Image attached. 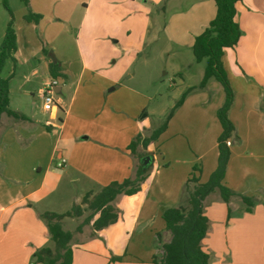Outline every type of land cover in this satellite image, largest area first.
Listing matches in <instances>:
<instances>
[{"label":"crops","instance_id":"obj_1","mask_svg":"<svg viewBox=\"0 0 264 264\" xmlns=\"http://www.w3.org/2000/svg\"><path fill=\"white\" fill-rule=\"evenodd\" d=\"M29 3L41 18L38 22L26 20L29 9L24 3L19 6V14L14 11L17 50L14 59L6 61V76L2 75L10 77V108L24 116L3 113L0 122V264H34L37 249L54 247L42 217L44 212L67 211L74 203H80L86 192L96 193L113 181L122 182L133 176L138 164L142 165V157L148 154L153 159L144 169L147 177L140 190L131 195L120 194L114 200L119 209L117 221L83 240L75 239L74 234L72 264H155V257L159 261L163 245L171 239L163 211L185 203L182 195L187 189L188 197L193 183L188 179L193 175L199 182L208 180L217 166L222 127L220 132L197 131L200 125L192 115L206 103L196 99L191 90L174 110L166 130L147 147L139 143L133 152L131 141L139 134L147 137L155 129L148 124L151 114L166 110H148L146 105L152 97L122 83L132 77L127 72L137 57L132 51L136 48H128L124 55L116 54L109 63L96 59L94 52V58L85 55L83 49L92 41L87 45L78 38L79 55L68 62L58 53V47L65 49L63 35L72 29L88 36L92 28L105 25L109 18L115 20V26L125 19L140 18L145 25L138 41L141 45L150 29L148 32L157 38L163 31L162 38L167 37L172 47L193 53L195 37L216 15L215 0ZM236 20L241 37L234 47L224 49L222 59L234 90L229 117L237 132L229 139L231 156L223 183L237 194L225 202L215 191L203 200L209 229L202 244L210 254V264H220L216 252L226 238L264 243V0L239 1ZM114 25L105 36L114 35L113 42L119 43L122 37ZM5 29L6 25L2 29L1 24L2 37ZM124 33L129 32L124 29ZM51 62L60 65L57 95L66 93V98L58 96L60 105L54 111L45 110L41 98L42 88L51 78ZM201 62L195 56L190 59L188 76L199 73L203 77L206 63L198 70L194 65ZM174 74L181 82L186 81L185 72L177 70ZM37 77H41V112L29 106L28 90L24 89V83ZM178 86V82L171 85L175 89ZM135 94L143 100L137 108L133 106ZM176 118H182V122L174 124ZM186 134L189 138L184 139ZM161 155L165 161L162 164L158 161ZM62 159L65 164L57 166ZM195 165L199 170L193 171ZM57 167L62 170L57 171ZM64 180L65 190L60 189ZM71 184L83 188L72 194L68 188ZM59 192L61 196L56 195ZM239 194L255 198L251 211L246 210ZM64 199H68L70 208L54 210L53 206L64 203ZM254 252L258 259L254 264H264V252ZM118 256L122 259L111 260Z\"/></svg>","mask_w":264,"mask_h":264},{"label":"trees","instance_id":"obj_2","mask_svg":"<svg viewBox=\"0 0 264 264\" xmlns=\"http://www.w3.org/2000/svg\"><path fill=\"white\" fill-rule=\"evenodd\" d=\"M4 7L10 14L3 40L0 44V122L3 113L14 117L24 115L10 108V77H3L2 71L9 58L14 59L13 53L17 50V33L15 29V13L10 7L8 0H2ZM241 0H215L216 15L195 37L193 43V54L196 60H206L205 71L199 87H205L211 77L216 78L225 90L223 104L217 110V118L221 124L222 131L218 136V159L217 166L205 182H199L194 175L188 179L193 182V188L188 191V197L184 204L166 208L162 217L166 228L171 232V239L163 245V257L155 264H210V254L203 248V239L209 229V218L203 210V200L212 192L218 191L221 199L229 202L237 193L223 183L227 171V165L231 156L229 139L236 135L235 124L229 117V110L234 100V90L230 83L223 63L224 49L234 47L242 34L239 23L236 20L237 4ZM29 11L25 15L28 21L38 22L40 14L34 13L30 8L29 0H22ZM60 65L51 62L49 71L51 77L61 76ZM194 89L189 87L176 102L168 118L174 110L180 106L187 93ZM168 120L155 128L147 137L137 135L130 143V149L134 152L142 143L144 147L156 140L166 130ZM199 170L198 165L193 171ZM147 177V170L138 164L133 176L122 182L113 181L94 193L86 192L80 203H74L72 207L64 212L46 211L42 217L47 222L48 231L54 242V247H42L34 253V264H72L73 260V238L74 232L65 229L62 219L65 217H79L89 211L83 221L78 225L77 231L82 232L85 225H91L92 234L97 230L113 224L119 216V209L114 204L115 198L120 195H131L140 190L142 182ZM245 204L247 211H251L255 205V198L239 194ZM122 257H112L111 260H121Z\"/></svg>","mask_w":264,"mask_h":264},{"label":"rangeland","instance_id":"obj_3","mask_svg":"<svg viewBox=\"0 0 264 264\" xmlns=\"http://www.w3.org/2000/svg\"><path fill=\"white\" fill-rule=\"evenodd\" d=\"M8 2L13 11H16L17 14H19L18 10L19 6L23 4L22 0H8ZM136 8L138 7L136 6ZM7 19H10V14L8 10L4 7L3 1L0 0V30L1 24L2 29L3 26H7ZM93 20L96 21V19ZM113 21L115 20L109 18L107 19L105 25L102 24V26L99 28H92V30L90 31L91 33L88 34L89 37L86 35V33H83L81 35V33H78L75 29L70 30L68 35H63V37L66 38V41L64 43L65 49L60 48L57 45V47L59 48L58 53H61V55L64 56V60L67 62L69 60H74L76 56L79 55L78 47L76 48L78 38L80 39V42L82 41L83 44L87 45H89L88 43L92 41L89 47H85L83 49L85 55L90 54L92 58L95 53V56H97L96 59L98 58L100 60H104V62L109 61V63H111V61L116 58V54L124 55V52L128 50V48H136L132 51H134V55L137 57H135V59L130 62V69L127 72L128 75L132 74V77L123 79L122 83L127 86H132L140 92L152 97L150 99V102H148L146 105L148 110L152 111L154 107L158 108L159 110H161L162 107H165L166 109L163 114H151L148 124L153 128H157L165 121H169L168 116L173 106L181 98L186 86L195 85L194 89L192 90L194 91V95H196L197 97L196 99H198L199 101L203 100L206 103L204 107H199L198 113H196V115H192V119L196 117L195 121L198 123V125H200L197 126L199 128L197 131H206L208 133L214 131L220 132L221 126L217 118V110L224 102L225 90L223 88V85L214 77H211L210 80H208V86L206 85L207 87H199L198 82L200 81L202 75H199L198 73L195 76H188L189 73L187 71L189 70L187 63L190 61L191 58L194 59V54L191 51H181L169 45L167 37L162 38L163 31L159 33L160 38H157L152 32L149 33L148 31L150 29H148L141 45V43L138 41H140L139 38L141 37L145 25L144 20L140 18H133L131 20L125 19L124 21L122 20L123 23L119 25L116 24V26L114 25ZM113 25L118 29L121 34L120 36L122 38L119 43L113 42V39H115L116 36H105V34H108L107 32H111L110 27H112ZM124 29H126V31L128 30L129 33H124L123 35L122 33ZM2 40L3 37L1 36L0 32V44ZM124 45L127 46V49H124ZM91 49L93 51H91ZM180 52L182 53L180 54ZM205 61L206 60L203 59V62H201L200 65L195 63V70H198L201 67L204 68V65L206 63ZM8 69L9 68L4 69L2 73L3 76H6ZM177 70L185 72L189 79H187L186 77V81L181 82L179 76H176L174 74ZM174 82H178L179 85L176 89L171 87ZM40 85L41 77L33 79L32 82L24 83V89L28 90V96H26L27 102L29 103L30 107L38 110V112H41V100L38 97V88ZM111 87L112 86H110V88ZM58 96L66 98V93L63 91L62 93H59L57 97ZM135 97L136 99H133V106L137 108L139 106L138 104L142 103L143 100L142 98H139L140 96H137L136 94L133 98ZM185 118L186 117L184 116L183 120ZM179 119L180 118H176L174 120V124H180L182 122V118L180 120ZM173 127L177 128L175 125ZM150 132L151 131L146 133L148 134ZM178 138L181 139L182 137L179 136ZM183 138H189L188 134H186V136ZM158 161L161 164L165 162L162 155L158 156ZM56 170L60 171L62 169L61 167H57ZM65 183L66 180L63 181L60 189H66ZM68 186L72 194L77 193L80 189L83 188L82 185L80 187V184H71ZM192 188L193 183L190 185V190ZM186 191L184 190L182 195L184 198L183 201L185 202L187 200ZM56 195L61 196L62 194L59 192V194ZM64 200H66L64 201V203L54 205V210L63 211L69 209L70 205L68 203V199ZM88 213L89 211H86L82 216L65 217L64 219H62L64 228L72 230L75 234V239L81 237V240H83L85 238L90 237L92 232L91 225H85L81 233L77 231L78 225L83 221V219ZM219 245L221 247L223 246L222 248H224L222 250V248L220 247V251L218 253L216 252V256L218 257L217 261L220 260V264H254L258 260L255 257L256 254L254 251L260 250L264 252V243H256L250 241L234 242L226 238V240L224 239V241H221ZM162 257L163 254L162 252H160L158 259L161 260Z\"/></svg>","mask_w":264,"mask_h":264},{"label":"built area","instance_id":"obj_4","mask_svg":"<svg viewBox=\"0 0 264 264\" xmlns=\"http://www.w3.org/2000/svg\"><path fill=\"white\" fill-rule=\"evenodd\" d=\"M59 84L58 78L51 77L47 80L41 91V98L45 110L54 111L59 108L60 102L57 97L56 87ZM66 160L62 159L57 162V166H63Z\"/></svg>","mask_w":264,"mask_h":264},{"label":"water","instance_id":"obj_5","mask_svg":"<svg viewBox=\"0 0 264 264\" xmlns=\"http://www.w3.org/2000/svg\"><path fill=\"white\" fill-rule=\"evenodd\" d=\"M153 156L151 154L145 155L142 157V168L146 169V167L152 162Z\"/></svg>","mask_w":264,"mask_h":264}]
</instances>
